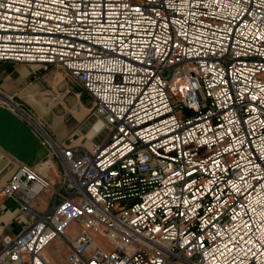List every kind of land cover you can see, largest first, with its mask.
Listing matches in <instances>:
<instances>
[{"label": "built area", "instance_id": "built-area-1", "mask_svg": "<svg viewBox=\"0 0 264 264\" xmlns=\"http://www.w3.org/2000/svg\"><path fill=\"white\" fill-rule=\"evenodd\" d=\"M7 60L67 69L110 131L79 151L7 102L61 171L1 187L29 218L0 264H53L57 238L68 264H264V0H0Z\"/></svg>", "mask_w": 264, "mask_h": 264}, {"label": "crops", "instance_id": "crops-1", "mask_svg": "<svg viewBox=\"0 0 264 264\" xmlns=\"http://www.w3.org/2000/svg\"><path fill=\"white\" fill-rule=\"evenodd\" d=\"M10 100L44 123L62 144L78 146L79 151L102 143L110 131L95 111V98L67 69L52 65L45 70L40 63L0 61V237L20 232L29 218L18 198L1 193L18 164L39 168L54 183L61 171L59 157L34 121L10 109ZM35 203L47 205L48 193L43 192Z\"/></svg>", "mask_w": 264, "mask_h": 264}, {"label": "rangeland", "instance_id": "rangeland-1", "mask_svg": "<svg viewBox=\"0 0 264 264\" xmlns=\"http://www.w3.org/2000/svg\"><path fill=\"white\" fill-rule=\"evenodd\" d=\"M78 231V227L75 225L71 226L69 230L70 238H73ZM104 247L107 249L110 248V245L105 237L98 236L96 238ZM69 246L66 241L61 238L55 239L45 250V254L50 256L53 264H68L67 255H68Z\"/></svg>", "mask_w": 264, "mask_h": 264}, {"label": "bare ground", "instance_id": "bare-ground-1", "mask_svg": "<svg viewBox=\"0 0 264 264\" xmlns=\"http://www.w3.org/2000/svg\"><path fill=\"white\" fill-rule=\"evenodd\" d=\"M47 258L51 260V258H50V256H49V255L47 256Z\"/></svg>", "mask_w": 264, "mask_h": 264}]
</instances>
